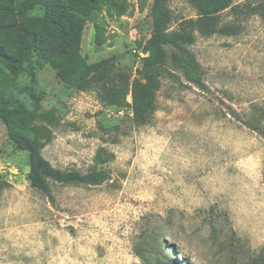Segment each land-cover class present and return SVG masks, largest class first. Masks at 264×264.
Wrapping results in <instances>:
<instances>
[{"label":"rangeland","instance_id":"obj_1","mask_svg":"<svg viewBox=\"0 0 264 264\" xmlns=\"http://www.w3.org/2000/svg\"><path fill=\"white\" fill-rule=\"evenodd\" d=\"M20 1L0 0V100L27 110L22 130L54 167L108 179H49L47 196L0 118V264H251L264 254V0H225L215 31L192 30L206 88L162 74L143 124L132 88L146 42L202 9L53 0L30 14L55 24L15 64ZM104 59L108 72L95 75Z\"/></svg>","mask_w":264,"mask_h":264},{"label":"trees","instance_id":"obj_2","mask_svg":"<svg viewBox=\"0 0 264 264\" xmlns=\"http://www.w3.org/2000/svg\"><path fill=\"white\" fill-rule=\"evenodd\" d=\"M53 0H21L17 7L15 28L20 34V39L15 53L9 56L12 63H19L25 55L39 43L42 29L47 24H55L54 19L47 13L36 22L30 12L35 7H47ZM89 8H96L93 0H89ZM155 11L162 10L163 0H155ZM202 9L203 13L197 19L185 20L182 28L168 32L156 28L144 47L149 51L144 57L138 77L133 81L132 96L135 112V122L143 124L146 108L151 103L155 92L161 86V75L181 79V75L189 83L197 87L206 88L203 77V68L195 53L187 46L188 42L195 40L193 29L196 27L202 32L211 33L219 22L221 9L227 6L225 0H193ZM39 19V18H38ZM74 25V21L68 18ZM36 23L41 24L36 25ZM222 28L228 29L227 26ZM77 38L80 35L77 33ZM108 60L91 64V69L96 75H106ZM27 110L21 106L8 107L0 100V118L6 125L8 135L18 149L28 154L29 170L26 178L30 185L42 191L47 196H52L49 179L60 184H86L99 185L108 179V173L103 170H90L81 172L75 169L62 170L54 167L42 153V142L36 136H30L22 130L21 118ZM251 264H264V254L252 258Z\"/></svg>","mask_w":264,"mask_h":264},{"label":"built area","instance_id":"obj_3","mask_svg":"<svg viewBox=\"0 0 264 264\" xmlns=\"http://www.w3.org/2000/svg\"><path fill=\"white\" fill-rule=\"evenodd\" d=\"M11 175H12V173H11Z\"/></svg>","mask_w":264,"mask_h":264}]
</instances>
